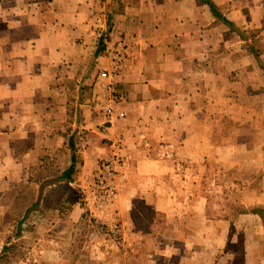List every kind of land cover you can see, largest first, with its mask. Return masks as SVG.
Instances as JSON below:
<instances>
[{
    "label": "crops",
    "instance_id": "1",
    "mask_svg": "<svg viewBox=\"0 0 264 264\" xmlns=\"http://www.w3.org/2000/svg\"><path fill=\"white\" fill-rule=\"evenodd\" d=\"M212 1L236 26L249 20L243 0ZM103 5L106 27L93 26L94 0H0V218L28 211L36 230L50 228L58 211L50 193L63 183L81 187L119 142L113 213L131 239L153 242L144 230L132 232L152 225L140 212L147 208L162 215V245L184 250L178 259L159 251L167 264H264L263 24L254 25L255 47L200 0ZM119 39L128 52L116 76L124 116L106 123L95 102L97 74L111 66ZM72 158V178L56 180ZM217 174L243 183L236 217L207 216L203 180L213 187ZM83 209L71 204L69 217ZM239 225L244 233L235 235ZM228 243L239 250H226Z\"/></svg>",
    "mask_w": 264,
    "mask_h": 264
},
{
    "label": "rangeland",
    "instance_id": "2",
    "mask_svg": "<svg viewBox=\"0 0 264 264\" xmlns=\"http://www.w3.org/2000/svg\"><path fill=\"white\" fill-rule=\"evenodd\" d=\"M243 2L241 13L243 15L248 14L249 20L238 27L235 24L237 19L233 18L230 26L234 27L244 37H249V41L258 47L259 37L257 35L260 27L254 25L261 23L264 26L263 21L258 22V17L264 10L261 8L264 7V0H243ZM227 5L230 8L231 2ZM257 6L261 8L259 11H256ZM1 8L3 7L0 6ZM241 27H245L244 30ZM222 120L225 123H230L225 118ZM112 150L113 148L110 151ZM104 161L101 159L98 162L90 178L85 179V183L81 187L71 190L68 184L63 183L50 193L55 194L54 198H56L58 205L57 213L52 216L54 219L53 226L50 228L42 226L41 229L36 230L35 224L32 223L37 218L36 215L30 213L26 217L22 223V234L17 240L20 242L11 259L12 264H167L165 259L158 256L159 251L163 250H169V253L178 259L177 254H182L184 250H173L172 245H162L159 240L165 229L161 213L153 212L147 208L140 209L144 218L152 219V225L145 227L137 225L132 229L133 233H139L142 230L148 232L151 234L149 238L151 237L153 242L141 241L138 237L131 239L129 237L130 226L128 224L120 225V221L116 222L118 216L113 213L115 209L113 196L118 194L117 176L115 178L116 190L112 195H108V191L98 188L95 182V175L99 170H102L101 165ZM214 178L213 187L210 185L211 182L203 180V186H208V190L211 191L207 193L212 202L211 207L207 209V216L223 214L236 217L241 212L239 199L242 196V181L230 182L229 178L221 174L215 175ZM217 185L222 187H216ZM214 189H218V192H213ZM220 190L223 193H220ZM49 196H51L49 199H52V203H54L53 195ZM224 200L227 201V206L229 205L228 209L219 211L217 208H212L214 203L220 204ZM73 203L84 207L78 219L72 218V210L70 211L72 216L69 217V208ZM97 204L101 206L99 207ZM21 212V210L16 209L4 211V215L0 218L1 246L5 241V236L13 231ZM123 216H128V214ZM135 218L138 219L141 216L131 217L134 221ZM232 232L235 235L244 233L240 225L234 227ZM225 249L239 250L237 246H232L230 243L226 245ZM176 258L175 262L177 261ZM170 264H174V258L170 260Z\"/></svg>",
    "mask_w": 264,
    "mask_h": 264
},
{
    "label": "built area",
    "instance_id": "3",
    "mask_svg": "<svg viewBox=\"0 0 264 264\" xmlns=\"http://www.w3.org/2000/svg\"><path fill=\"white\" fill-rule=\"evenodd\" d=\"M96 3V12L94 13L93 26L107 25V16L104 10V0H94ZM104 32L99 36L103 39ZM111 66L104 68L97 74L98 92L95 96L98 113L101 119L106 123H113L116 119L124 116L120 109L121 104L125 101L122 91L117 87V74L123 69L127 61V45L122 39L117 40L110 50ZM119 142L113 147L111 157L104 159L99 170L95 175V182L98 188L108 191V195L115 193V178L119 170L123 167V160L119 154ZM115 196V195H114ZM113 196V199H114Z\"/></svg>",
    "mask_w": 264,
    "mask_h": 264
},
{
    "label": "trees",
    "instance_id": "4",
    "mask_svg": "<svg viewBox=\"0 0 264 264\" xmlns=\"http://www.w3.org/2000/svg\"><path fill=\"white\" fill-rule=\"evenodd\" d=\"M208 5L210 11L212 14L219 20L227 23L228 25H232V22L228 20L225 16H223L217 9L216 5L212 0H200ZM107 20L109 21V17L107 16ZM102 42V38L98 37V44L100 46ZM75 159L72 158V163L70 166L63 170L62 173L59 174L58 178L56 180L60 179H66L70 180L72 177V174L75 173ZM34 206V204H33ZM27 212L18 220L17 224L15 225L13 231L5 236V241L0 247V264H12L11 259L13 256V253L15 252L17 244L15 243L14 239L19 237L22 234V223L26 219Z\"/></svg>",
    "mask_w": 264,
    "mask_h": 264
}]
</instances>
